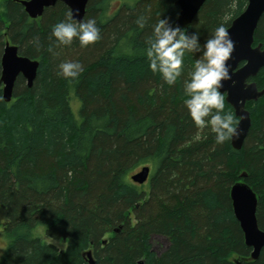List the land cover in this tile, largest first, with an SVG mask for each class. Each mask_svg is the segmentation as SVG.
<instances>
[{
  "label": "trees",
  "instance_id": "obj_1",
  "mask_svg": "<svg viewBox=\"0 0 264 264\" xmlns=\"http://www.w3.org/2000/svg\"><path fill=\"white\" fill-rule=\"evenodd\" d=\"M175 1L89 0L83 19L96 20L101 39L81 47L76 40L60 45L51 35L66 18L63 3L34 20L17 0H0V60L9 42L39 62L31 88L19 76L9 103L0 93L7 240L0 264H89L88 251L94 264H264V247L250 259L229 197L234 183L246 182L258 197L264 231V96L246 104L251 127L239 151L194 125L181 89L192 56H185L184 75L168 85L144 54L160 16L175 26ZM246 5L207 0L188 32H199L203 43ZM141 15L143 29L135 24ZM258 44L264 47V14L254 32ZM66 60L83 65L74 83L57 74ZM251 81L262 89L264 69ZM225 112H233L227 103ZM144 166L147 181L133 183L130 176ZM39 227L64 249L35 235ZM156 238L167 242L161 251Z\"/></svg>",
  "mask_w": 264,
  "mask_h": 264
},
{
  "label": "clouds",
  "instance_id": "obj_2",
  "mask_svg": "<svg viewBox=\"0 0 264 264\" xmlns=\"http://www.w3.org/2000/svg\"><path fill=\"white\" fill-rule=\"evenodd\" d=\"M146 23L144 15L135 20L140 29ZM51 35L60 45H71L76 40L81 47H86L101 39V30L94 18L77 20L73 10L69 9L64 20L52 25ZM33 44L39 48L37 40ZM145 44L144 54L149 70L168 85H175L184 75L185 56H192L193 65L181 82L183 104L188 116L199 129H210L217 144L236 138L239 135L236 114L225 112L227 92L220 91L222 82L230 80L233 74L227 62L235 42L228 29L219 24L201 43L199 32L189 34L187 28L174 26L169 17L160 16L152 25ZM57 69L59 76L74 83L81 75L83 65L78 60H66Z\"/></svg>",
  "mask_w": 264,
  "mask_h": 264
},
{
  "label": "water",
  "instance_id": "obj_3",
  "mask_svg": "<svg viewBox=\"0 0 264 264\" xmlns=\"http://www.w3.org/2000/svg\"><path fill=\"white\" fill-rule=\"evenodd\" d=\"M31 19L40 18L44 10L54 7L56 3H63L73 10L74 18L83 19L89 0H17ZM207 0H176L178 15L175 25L188 28ZM264 14V0H247L244 11L234 18L227 28L235 42V48L227 62L233 74L231 79L223 81L221 92H227L226 103L231 106L239 123V135L230 141L231 147L239 151L242 149L250 127V113L246 109L248 102L257 101L264 96V87L258 89L253 80L261 69H264V47L261 44L253 46L254 32L258 22ZM0 93L3 101L9 103L13 98L15 82L21 76L28 88H31L37 75L39 62L21 56L15 45L5 42L0 60ZM230 69V70H231ZM243 117V119H240ZM150 175V168L144 166L130 176V180L138 185L144 184ZM246 173L240 175L245 179ZM232 211L243 233L245 245L251 248L250 259L257 260L264 247V231L257 223L256 209L258 197L251 187L242 181L234 183L229 191ZM89 264H94L91 252L85 254ZM238 264V261L235 262Z\"/></svg>",
  "mask_w": 264,
  "mask_h": 264
},
{
  "label": "rangeland",
  "instance_id": "obj_4",
  "mask_svg": "<svg viewBox=\"0 0 264 264\" xmlns=\"http://www.w3.org/2000/svg\"><path fill=\"white\" fill-rule=\"evenodd\" d=\"M4 222H5V210H4V207L2 205H0V260L2 259V256L6 250V247H7V240L3 234ZM34 234L39 236L43 241H45L47 243L54 244L55 246H57L60 249H64V247H65V243L63 241H54V240L48 238L45 235V233L41 227L37 228L34 231ZM154 241H155L154 247L158 251L163 250L167 245V242L162 238H156Z\"/></svg>",
  "mask_w": 264,
  "mask_h": 264
}]
</instances>
